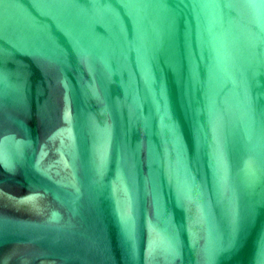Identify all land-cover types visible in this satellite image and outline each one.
Segmentation results:
<instances>
[{
	"label": "water",
	"instance_id": "1",
	"mask_svg": "<svg viewBox=\"0 0 264 264\" xmlns=\"http://www.w3.org/2000/svg\"><path fill=\"white\" fill-rule=\"evenodd\" d=\"M0 264H264V0H0Z\"/></svg>",
	"mask_w": 264,
	"mask_h": 264
}]
</instances>
